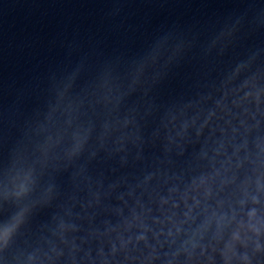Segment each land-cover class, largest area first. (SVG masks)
Instances as JSON below:
<instances>
[{
	"label": "water",
	"instance_id": "1",
	"mask_svg": "<svg viewBox=\"0 0 264 264\" xmlns=\"http://www.w3.org/2000/svg\"><path fill=\"white\" fill-rule=\"evenodd\" d=\"M240 223L264 264V0H0V264H224Z\"/></svg>",
	"mask_w": 264,
	"mask_h": 264
},
{
	"label": "clouds",
	"instance_id": "2",
	"mask_svg": "<svg viewBox=\"0 0 264 264\" xmlns=\"http://www.w3.org/2000/svg\"><path fill=\"white\" fill-rule=\"evenodd\" d=\"M204 184V181H201V186ZM23 190V189H22ZM243 207V203H241V208ZM191 211V209L189 210ZM252 217H249V220L251 221ZM233 220H235V214L233 216ZM20 222V218H17V223ZM15 225H13L12 228L6 229L3 233V236L0 237V239H3L5 243H7L12 231L14 230ZM247 232H252L255 236H259L260 232L259 230L253 226L251 223H249L247 230H245V226L240 223L237 225V231L233 233L231 237V242L226 246L225 251L222 253V258L224 260V264H233V261L238 262L242 259L237 255L236 252V245L239 244L241 246L246 247L247 243L249 242V237L247 236ZM241 233H244V237H241ZM177 234H179V230H177ZM171 235V234H170ZM219 237V233H218ZM193 250L195 249L196 245H193ZM203 254V250H202ZM243 259H246L243 258Z\"/></svg>",
	"mask_w": 264,
	"mask_h": 264
}]
</instances>
